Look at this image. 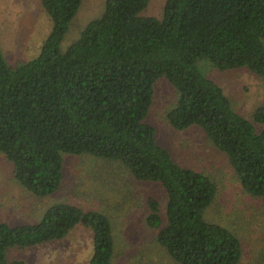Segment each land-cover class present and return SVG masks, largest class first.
<instances>
[{
  "label": "trees",
  "instance_id": "1",
  "mask_svg": "<svg viewBox=\"0 0 264 264\" xmlns=\"http://www.w3.org/2000/svg\"><path fill=\"white\" fill-rule=\"evenodd\" d=\"M83 1L40 0L52 29L31 60L11 65L0 42V153L15 180L51 197L64 184V155L119 163L134 180L164 188L165 212L150 198L147 222L177 264H239L240 238L205 217L217 184L176 162L145 119L154 85L165 77L177 93L170 124L199 127L226 154L244 191L264 203V105L247 119L197 65L206 58L220 71L246 68L264 77V0H166L162 17L146 14L150 0H105L63 47ZM77 225L92 232L88 264H132L115 261L105 212L68 201L51 203L36 222L0 217V264H31L10 251L64 239Z\"/></svg>",
  "mask_w": 264,
  "mask_h": 264
},
{
  "label": "rangeland",
  "instance_id": "2",
  "mask_svg": "<svg viewBox=\"0 0 264 264\" xmlns=\"http://www.w3.org/2000/svg\"><path fill=\"white\" fill-rule=\"evenodd\" d=\"M105 0H84L62 45L68 46L86 24L97 17ZM166 0H150L146 14L162 17ZM40 0H0V42L11 65L36 57L52 29ZM199 70L221 85L233 108L252 120L264 105V77L246 68L217 70L210 60H198ZM154 99L145 122L155 127L157 142L176 162L209 175L217 184L213 204L205 217L233 231L241 240L239 264H264V203L245 192L226 154L205 138L197 126L175 129L166 118L177 100L175 88L161 77L154 85ZM89 155H64V184L51 197H37L14 178L13 166L0 153V217L10 224L36 222L44 209L56 201H68L85 209L105 212L113 224L115 261L132 264H177L157 242V230L149 226L148 200L161 202L166 192L156 182L134 180L118 165ZM92 255V232L77 225L64 239L10 251L11 259L31 264H88Z\"/></svg>",
  "mask_w": 264,
  "mask_h": 264
}]
</instances>
